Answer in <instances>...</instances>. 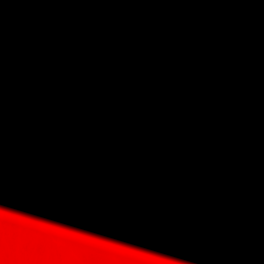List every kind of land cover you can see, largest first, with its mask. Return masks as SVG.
I'll list each match as a JSON object with an SVG mask.
<instances>
[{
  "label": "bare ground",
  "instance_id": "6f19581e",
  "mask_svg": "<svg viewBox=\"0 0 264 264\" xmlns=\"http://www.w3.org/2000/svg\"><path fill=\"white\" fill-rule=\"evenodd\" d=\"M0 264H264V0H0Z\"/></svg>",
  "mask_w": 264,
  "mask_h": 264
}]
</instances>
